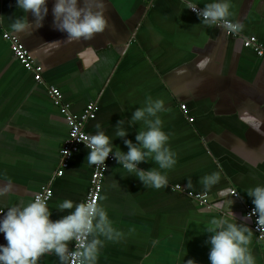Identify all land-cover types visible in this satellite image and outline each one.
<instances>
[{
  "label": "crops",
  "instance_id": "1",
  "mask_svg": "<svg viewBox=\"0 0 264 264\" xmlns=\"http://www.w3.org/2000/svg\"><path fill=\"white\" fill-rule=\"evenodd\" d=\"M54 2L48 0L43 27L20 37L10 25L25 13L17 0H0V186L9 180L13 186L0 196V221L8 208L29 203L46 186L52 190L47 205L54 222L71 211H58L60 202L80 203L87 193L93 169L86 163L89 151L74 154L64 175L55 177L67 124L52 105L48 86L61 91L74 114L94 102L96 117L85 125V133L94 135L99 123L125 153L128 148L114 128L124 119L126 138L137 143L140 125L129 127L127 120L151 96L165 102L159 115L176 164L161 170L168 178L161 189L146 188L117 161L110 164L99 203L122 235L105 241L97 264H186L189 259L210 264V220L222 216L226 202L233 200L237 223L249 227L244 211L254 204L246 191L264 186V135L252 128L259 124L264 132V60L245 49L240 38L202 25L183 0H104L114 30L91 41L46 45L67 38L53 26ZM192 2L203 9L213 0ZM229 2L230 20L243 24L240 35L253 36L264 46V0ZM27 17L33 22L31 13ZM3 32L16 36L42 67V84L14 59ZM205 58L210 62L198 70ZM138 167L158 169L152 160ZM213 172H220V181L206 192L200 180ZM229 189L239 197L227 195ZM198 194L207 195L214 206H199L192 198ZM0 245H7L3 233ZM249 249L256 264H264V244L254 233ZM39 264L60 262L47 254Z\"/></svg>",
  "mask_w": 264,
  "mask_h": 264
},
{
  "label": "clouds",
  "instance_id": "2",
  "mask_svg": "<svg viewBox=\"0 0 264 264\" xmlns=\"http://www.w3.org/2000/svg\"><path fill=\"white\" fill-rule=\"evenodd\" d=\"M185 9L196 12L202 20V25L217 26L228 33H239L243 24L230 20L232 15L229 0H213L199 9L192 0H183ZM48 0H17V7L25 15L17 16L10 25L11 31L20 36H31L35 29L43 27V21L48 15ZM107 7L104 0H55L52 8L54 17L53 26L60 32L67 33L65 41L45 43L50 46H59L63 43L91 41L98 34H103L110 27L106 16ZM31 13L34 20L29 22L27 14ZM0 16V23H3ZM205 58L196 67L203 71L209 63ZM163 99H153L148 96L143 107L137 108L127 126L139 124L136 134L137 143L127 139L129 135L125 120L118 122L115 136L123 139L128 152L114 147L113 140L98 123L94 135L87 136L82 142L89 149L86 163L89 165L105 166L111 154L114 159L130 174H135L143 185L155 189L164 188L168 178L161 170H169L176 164L175 153L168 147L169 137L163 131V121L160 113L164 112ZM255 131L261 132L259 124H253ZM115 149V150H114ZM66 155H69L66 152ZM152 160L158 165L147 171L138 165ZM115 161V162H116ZM221 178L220 172H213L201 178L200 183L205 191H209ZM9 180L0 186V196L12 191ZM246 194L252 198L254 208L244 217L251 220L257 217V231L264 233V186L249 188ZM233 196L238 195L233 192ZM228 207L219 218L210 220L207 232L210 234L206 241L209 244L210 264H256L255 257L249 249L253 231L246 224L237 223V218L231 206L233 200L226 202ZM217 205V208H221ZM71 210L70 214L53 221L52 211L48 208L47 197L36 195L29 203L8 208L4 218L0 221V233H3L7 245H0V264H39L41 257L55 254L60 264H97L100 250L105 241H116L121 237L112 222L109 220L105 208L95 196L86 201L74 203L65 199L58 204V211ZM103 238V239H102ZM264 239V235L261 236ZM74 243V249L70 244ZM186 264H196L192 259Z\"/></svg>",
  "mask_w": 264,
  "mask_h": 264
},
{
  "label": "built area",
  "instance_id": "3",
  "mask_svg": "<svg viewBox=\"0 0 264 264\" xmlns=\"http://www.w3.org/2000/svg\"><path fill=\"white\" fill-rule=\"evenodd\" d=\"M189 11L192 15L199 18L196 12H193L190 9ZM225 34L228 37L240 38L242 40V45L245 49L252 51L256 57L264 60V46L260 44L255 37L253 36L242 37L240 33L225 32ZM1 36L2 39L6 43H8L11 54L14 57V59L19 63V65L25 71H27L32 75V79L34 82L38 84H42L43 83L42 67L35 64L31 55L22 45V43L18 40V38L8 32H3ZM47 93L52 105L58 109L59 113L65 118L67 124V134L62 142L59 151V155H60L59 166L55 171V177L60 178L64 175L65 171L68 169L70 160L74 154L78 153L81 149L90 151L89 149H87L85 144H83L80 141H83L85 137L88 136L84 131V127L88 122L95 119L97 113V105L94 102H89L84 106L82 112L77 115L70 111V106L64 102L62 93L57 87L51 85L48 86ZM180 110L184 115H187V109L185 105L181 104ZM189 121L191 122L192 119L189 118ZM66 152H68L69 155H66ZM115 161L116 160L114 159V155L111 154L107 159V161L105 162L106 167L105 166L97 167L93 165V169L89 179L88 190L82 202L86 201L90 196H95L99 202L105 174L110 164L114 163ZM173 189L176 190L178 189V187L176 186ZM233 192L237 193L234 189H229L226 191V194L234 199L238 198L239 195L233 196L232 195ZM36 195L47 197V203H48L52 197V190L49 186H46L41 188ZM192 196H193L192 197L193 200H195L199 206H205L208 208L214 206V204L213 205L211 204V201L208 199L207 195L205 194H198ZM253 208L254 207L246 208L244 211V217L247 216L252 211ZM0 213H2V211H0ZM256 220L257 217L253 216L251 220L247 221V223L249 227L252 229L256 237V240L264 244V239H261V236L264 235V233H260L259 231H257ZM74 247H75L74 243L70 244V248L74 249Z\"/></svg>",
  "mask_w": 264,
  "mask_h": 264
}]
</instances>
